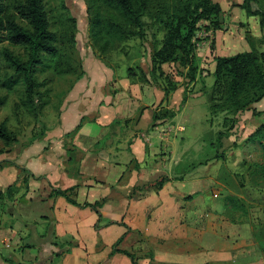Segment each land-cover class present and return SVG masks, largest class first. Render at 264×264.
<instances>
[{
	"label": "rangeland",
	"instance_id": "1",
	"mask_svg": "<svg viewBox=\"0 0 264 264\" xmlns=\"http://www.w3.org/2000/svg\"><path fill=\"white\" fill-rule=\"evenodd\" d=\"M19 1L3 0V3L5 10L13 13L20 25L27 27L26 22L13 10L14 5ZM212 2H216L220 8L216 17L217 27L220 29L215 31L213 28L210 22L212 16L195 24L192 39L197 68L195 78L192 81L188 80L185 77L186 69L175 62L166 63L162 67V75L158 77L159 87L167 83L164 74L177 81L176 87L182 90L184 101L188 100L185 108L187 112L191 111V114L184 115L179 112L182 105H178V109L175 110L159 107V115L164 113L166 116L171 111L174 113L172 117H165L164 124L158 131V136L161 135V155L165 156L166 162L171 165L165 168L169 175L181 179L185 172L194 170L190 179L197 181L198 191L194 194L199 195L197 196L200 198L199 202L195 203L193 194L187 197L181 196L176 201L171 200V203H177L179 208L187 209V212L194 207L198 209L196 233L202 241L187 240L182 243V250L187 254L194 253L200 251L203 245L206 247L204 250L217 249L219 246L216 241L225 240V258L212 260L204 258V261L200 262L205 256L202 251L201 260L195 264H264V143L259 146L256 143L244 142L246 136L253 130L254 124L251 122L241 124L242 117L239 119V115L242 112L232 116L217 111L211 115L208 110L209 98L213 95L211 89L213 76L209 74L208 68L213 55L220 54L219 52L232 55L249 50L246 37L250 39L256 51L264 52V27L258 25L257 16L246 15L238 6L242 0H212ZM157 5L153 2L141 16L143 22L141 39L137 36L118 39L102 33L95 40L92 37L90 24L94 14H97L102 22L115 18L120 20L116 10L110 5L103 0H43L48 27L56 36L55 45L58 55L44 56L43 64L36 69L35 78L38 82L43 81V85L38 88L42 95L36 101L33 111L25 110L19 103L22 93L20 81H16L9 89L0 86V96L5 98L0 106V121L3 118L7 119L6 126L15 137L14 142L10 144L14 143V146L12 145L9 156L13 155V151H19L41 135L45 112L52 114L57 110L62 94L70 87L73 80L81 75V66L85 58L91 57L107 65L113 69L116 77L124 74L126 68H132L136 73L139 68L148 74L152 47L160 45L163 34L161 25L155 19L157 17L153 16L157 12ZM250 5L252 9L264 12V0H251ZM2 47H6L21 59L26 58L21 46L0 42V50ZM223 49L225 51H220ZM11 74L12 69L7 66L0 53V80H9ZM111 86H113L111 83L105 85V91H110ZM41 101H44L42 107L39 106ZM259 107L264 111V103L262 105L260 103ZM102 114H105L104 123L108 124L106 127L108 137L102 142L106 145L113 142L116 136H120L122 132L120 129L125 126L114 125L117 124L115 120L108 121L109 110L103 111ZM36 121L38 126L35 124ZM219 131H224L225 137L217 141ZM172 144L176 149L177 146H182L184 151L177 149L172 156L170 152ZM3 148L0 141V149ZM134 167L137 168L136 165ZM27 176L28 174H25V177ZM160 178H162L161 183H159ZM168 178V175L164 174L154 180L153 189H159ZM23 184L22 182L21 185ZM9 186L11 192L16 188L14 185ZM133 192L134 189L131 193ZM229 196L232 202H227L226 197ZM3 199L0 197V257L10 254L17 256L15 237L9 228L14 219H11L10 217L13 216L9 217L6 212L8 210L9 214H13V207ZM186 222V218L180 219L182 225ZM109 230L104 231L103 236L96 233L95 243L100 256L107 258L110 257L107 255L110 245L117 238H112L111 235L114 234L110 235ZM127 234L117 247L139 256L137 263L139 260H145L146 264H151V261L166 262L155 259L162 258L166 249L161 245L162 240L158 237L150 239L136 229L129 230ZM186 234V229H183L181 235L186 236ZM84 238L89 241L90 235L84 233ZM53 242L58 245V252L64 253L72 244H77L72 238L63 241L53 239ZM200 242H203V245L199 246ZM149 252L152 254L151 260L146 257ZM5 261L6 258H0V262ZM166 263L191 264L170 261Z\"/></svg>",
	"mask_w": 264,
	"mask_h": 264
},
{
	"label": "crops",
	"instance_id": "2",
	"mask_svg": "<svg viewBox=\"0 0 264 264\" xmlns=\"http://www.w3.org/2000/svg\"><path fill=\"white\" fill-rule=\"evenodd\" d=\"M219 53L213 57L225 54ZM213 68L212 58L209 74ZM110 83L113 86L107 92L105 85ZM182 95V90L176 87L166 99L157 86L133 83L126 73L116 77L107 65L91 57L85 58L81 75L62 94L57 110L52 114L45 112L41 135L19 151L12 150L11 156L8 153L14 143L0 152V192L9 185L16 187L10 196L13 201L5 197L3 200L13 207V214L6 212L14 219L9 228L18 249L17 256H1L7 261L0 264H130L125 255L115 253L107 258L97 252L96 233L103 236V232L109 229L110 235L114 234L112 238L123 233L127 237V229L139 230L150 239L158 237L166 248L162 258H155L158 261L195 264L201 260L202 251L205 256L200 262L204 258H225L224 239L216 241L217 249L204 250L203 242L198 243L203 245L202 249L194 253L187 254L181 248L187 240L202 241L196 233L198 209L194 207L187 212L171 200L193 194L195 203L199 202V195L194 194L198 191L197 181L190 179L194 170L185 172L181 179L165 170L171 165L161 155V135L158 136L165 118L153 120L152 114H158L161 106L175 110L178 105H182L179 112L191 114L185 108L188 100L181 104ZM263 101L264 97L252 107L262 112L259 105ZM105 110L110 112L108 121L116 120L119 122L114 125L125 126L120 129V136L106 145L102 143L108 137V124L104 123L105 114H102ZM241 117V124H254L253 130L263 122L262 113L253 115L250 110L243 111L239 119ZM81 118L80 126L73 131ZM35 124L39 125L37 121ZM67 132H72L68 138L65 136ZM65 141L73 149L71 160L63 146ZM177 149L184 151L182 146ZM177 149L171 145L172 156ZM164 174L168 175V180L154 190V180ZM72 185H77L72 196L79 203L104 198L97 222L95 213L88 207H77L62 196L50 195L52 188L64 189ZM182 218L187 221L184 225L180 223ZM183 229L187 231L186 236L181 235ZM84 233L90 235L89 241L84 238ZM69 238L77 244L68 252L55 256L58 245L53 239L63 241ZM47 257L50 258L45 260ZM144 263L145 260L138 261V264Z\"/></svg>",
	"mask_w": 264,
	"mask_h": 264
},
{
	"label": "trees",
	"instance_id": "3",
	"mask_svg": "<svg viewBox=\"0 0 264 264\" xmlns=\"http://www.w3.org/2000/svg\"><path fill=\"white\" fill-rule=\"evenodd\" d=\"M116 10L120 20H106L102 22L97 14L91 19L92 37L96 40L100 34L115 36L118 39H124L129 36H137L139 39L143 37V22L141 16L148 7L156 2L158 5L157 12L153 14L157 22L163 30L160 45L153 46L150 54V66L148 74L138 68V73L132 68H126V77L133 82L141 84H152L158 86V77L162 75V64L175 62L182 68L186 69L185 77L193 80L197 71L194 57V46L192 39L195 30V24L202 19H208L212 16L210 22L213 28L220 29L217 23V16L220 8L216 2L212 0H103ZM251 0H242L238 5L246 15L257 16L258 25L264 27V12L258 9H252ZM13 10L17 16L24 20L27 27L20 25L13 13L5 10L3 0H0V42H7L10 45L21 46L26 54L25 59L13 54L6 47L0 50L1 56L5 60L7 66L12 69L9 80H0V86L7 89L15 85L16 81L22 84V93L19 103L25 110L33 111L34 105L42 93L38 88L43 85V81L38 82L35 78L37 67L43 64V57H56L58 51L56 48V36L48 27V21L43 8V0H20L14 5ZM120 21H122L120 23ZM246 40L249 50L237 52L232 55H217L213 57L214 68L212 71L213 81L211 84L212 94L209 98L210 104L208 110L211 115L217 111L225 112L230 115H236L245 110H250L253 115L263 114L264 111H257L252 104L259 101L264 96V52H258L253 47L248 37ZM13 76V77H12ZM167 83L158 88L163 92V97L176 88L177 81L168 78L165 74ZM79 77V76H78ZM77 77V78H78ZM4 96H0V106L4 103ZM185 97L182 96L181 104ZM44 105V101L40 102V107ZM36 114V112H35ZM174 115L173 111L168 112V117ZM162 115L152 114V119L158 117L165 118ZM75 126L78 129L80 123ZM6 118L0 121V141L6 147L14 142L13 133L6 126ZM118 123L119 121H114ZM72 132L65 134L66 138L71 136ZM225 137L224 131L217 133V141ZM245 143H256L259 146L264 143V121L260 123L254 130L244 139ZM70 143L65 141L67 154L72 158V148ZM69 146V147H68ZM2 150L0 149V152ZM69 155V156H70ZM161 183V179L160 182ZM76 185L60 189L52 188L50 195L62 196L68 203L77 207H88L96 215V222L100 219L99 207L103 203V198L89 202H77L72 194ZM14 189V188H13ZM14 192V190H13ZM12 192L8 186L4 192H0V197L10 198ZM227 202H232L231 197H226ZM110 224L115 222H109ZM126 229L125 224L120 222ZM127 231H129L127 229ZM124 237V233L115 239L110 245L107 255L119 253L125 255L130 264H138L139 256L126 249L117 247L118 243ZM71 246H75L72 244ZM66 249L65 252H68ZM64 252H56L54 255L59 256ZM152 259L149 252L146 256ZM23 264V263H15ZM151 264H176L166 262L151 261ZM206 264V263H204Z\"/></svg>",
	"mask_w": 264,
	"mask_h": 264
}]
</instances>
